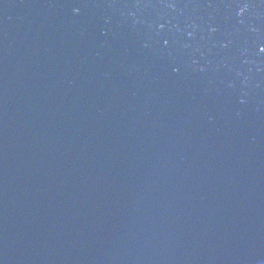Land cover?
Masks as SVG:
<instances>
[{"label":"water","instance_id":"1","mask_svg":"<svg viewBox=\"0 0 264 264\" xmlns=\"http://www.w3.org/2000/svg\"><path fill=\"white\" fill-rule=\"evenodd\" d=\"M0 264H264V0H0Z\"/></svg>","mask_w":264,"mask_h":264}]
</instances>
